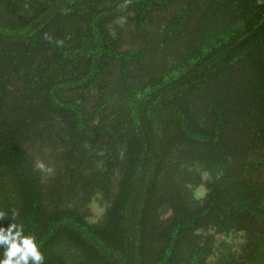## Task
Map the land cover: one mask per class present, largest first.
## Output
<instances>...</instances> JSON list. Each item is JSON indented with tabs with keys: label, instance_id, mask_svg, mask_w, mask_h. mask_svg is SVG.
Returning <instances> with one entry per match:
<instances>
[{
	"label": "trees",
	"instance_id": "16d2710c",
	"mask_svg": "<svg viewBox=\"0 0 264 264\" xmlns=\"http://www.w3.org/2000/svg\"><path fill=\"white\" fill-rule=\"evenodd\" d=\"M0 214L43 264H264V0H0Z\"/></svg>",
	"mask_w": 264,
	"mask_h": 264
},
{
	"label": "clouds",
	"instance_id": "9594fccd",
	"mask_svg": "<svg viewBox=\"0 0 264 264\" xmlns=\"http://www.w3.org/2000/svg\"><path fill=\"white\" fill-rule=\"evenodd\" d=\"M38 167L44 169L42 163ZM12 215H16L15 210ZM0 246H3L0 264H43L39 245L31 235L24 234L19 223L10 222L6 228L0 226Z\"/></svg>",
	"mask_w": 264,
	"mask_h": 264
},
{
	"label": "rangeland",
	"instance_id": "374dc122",
	"mask_svg": "<svg viewBox=\"0 0 264 264\" xmlns=\"http://www.w3.org/2000/svg\"><path fill=\"white\" fill-rule=\"evenodd\" d=\"M186 166L182 163H174L170 169L168 170V172L165 174V176L163 177V180H162V186L164 188H169L173 185L174 183V179L175 178H181V179H185L186 182H189V181H193L190 183V187L197 191L198 193L202 192L204 193L205 192V189L204 187L200 186V184H198V181H194V177H198L200 175L203 176V173L200 172V174L196 175L197 172L196 171H186ZM206 175H204L205 177ZM91 209H92V220L93 221H96L98 220L103 211H104V207H103V204L99 201V200H95L94 203H92V206H91Z\"/></svg>",
	"mask_w": 264,
	"mask_h": 264
}]
</instances>
